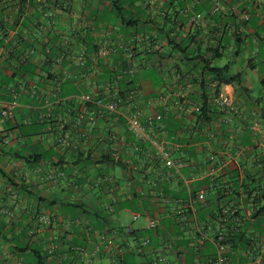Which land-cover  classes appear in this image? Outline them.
I'll return each mask as SVG.
<instances>
[{
	"label": "crops",
	"instance_id": "obj_1",
	"mask_svg": "<svg viewBox=\"0 0 264 264\" xmlns=\"http://www.w3.org/2000/svg\"><path fill=\"white\" fill-rule=\"evenodd\" d=\"M147 3L0 0V110L10 107L13 114L0 117V264H150L159 257L163 264H208L215 245L196 241L197 223L212 234L227 230L229 264H264V212L256 215L264 198L253 203L264 197V0L231 4L238 17L230 28L245 36L244 44L238 49L234 39L224 38L220 54L229 60L218 66L221 58L211 59V66H228L232 82L218 92L231 98L236 112L225 114L213 105L215 118L203 125L181 107L199 104L202 84L211 99L217 85L203 72L198 52L182 61L160 35L157 25L167 15L171 24L178 19L173 8ZM242 13L248 21L240 19ZM144 35L159 44L152 66L138 42ZM133 39L138 43L130 74L123 47ZM103 45L109 49L105 57L99 55ZM212 47H200L199 53ZM56 58L61 61L54 65ZM149 67L158 75L147 76ZM108 82L126 85L119 89L134 96L143 118L161 116L163 137L184 145L192 160L191 170H181L185 181L158 163L136 166L131 135L122 126L127 164L103 155L101 129L88 133L84 125L76 127L64 104L76 113L83 95ZM151 100L153 107L146 105ZM60 120L78 140V152L57 145ZM152 166L158 172L150 173L154 180L146 173ZM188 189L203 191L205 200L194 202L195 212H186L181 223L171 209H184ZM158 191L171 203L163 204ZM233 208L239 212L238 228L229 216L221 223ZM148 216L157 219V228H148ZM42 217L49 222L43 224ZM144 238L150 244L139 253Z\"/></svg>",
	"mask_w": 264,
	"mask_h": 264
},
{
	"label": "built area",
	"instance_id": "obj_2",
	"mask_svg": "<svg viewBox=\"0 0 264 264\" xmlns=\"http://www.w3.org/2000/svg\"><path fill=\"white\" fill-rule=\"evenodd\" d=\"M207 1L213 6V10L210 14H214L219 13L221 9L223 10L225 4H233L237 0ZM178 2L183 4V8L180 10V16L183 20L178 18L175 23L180 22L183 24L185 26V31L193 36V41L190 42V47L200 46L206 48L210 43H213V46L217 45L218 41H220L224 34V29L214 23L211 16L205 13L195 12V5L200 2L203 3L204 0H148L147 4L162 8L165 4H176ZM242 14L243 15L240 16V19L244 22L248 21L249 15L245 13ZM262 18H264V12L262 13ZM231 33H234V28L231 30ZM151 41H153L154 45H152ZM138 42L142 43L143 51L150 50L151 47H153L154 50H157L159 47L158 42L152 39L150 35L140 37ZM138 42L137 39H133L130 45L123 47L125 56L123 61H126L125 64L128 66L127 72L130 74L134 71L136 61L135 51L137 50V44L135 43ZM108 52L109 49H107L105 45L99 48V55L102 57H105ZM175 59L174 62L176 63L178 59ZM60 61V58H56L54 60V65L59 64ZM80 100L81 105L76 113L73 112L75 111L74 109L67 110V112L69 111L70 114L75 117L76 127L84 125L88 133L97 128L102 130L98 136V142L103 145V155L106 156V158L114 163H128V160L123 158V140L119 134L120 126H122L131 135L133 141L132 153L135 158L134 160L137 162L136 166H145L149 161L153 162V164L158 163L174 176L180 177L184 181L186 180L181 173V170H191L192 160L190 156L186 155L187 152L184 150V145L176 141L175 138L169 140L163 137L164 127L161 123V116L143 118L142 112L137 110L134 96L132 94H124L118 87L113 86L108 82L99 85L94 94L83 95ZM210 101L212 105L216 106L222 113L233 115L236 112L231 98L223 92L213 93ZM160 103L163 104L164 102L161 101ZM146 105L153 107L155 106V101H147ZM199 108L200 104H197L191 107H181V111L186 115H192L194 112L198 111ZM0 117L11 119L13 117L11 108L5 107L1 109ZM59 129L61 134L56 139L57 145L72 152H78L79 142L76 138L74 139L69 130H67L65 120H60ZM175 153L179 155L178 158L173 157ZM200 165H207V161L203 163L201 162ZM151 172L158 174L153 166L150 170L149 168L146 170L148 175H150ZM57 175L58 177L64 176L62 172ZM150 176L152 177V175ZM154 179V177L151 178V180ZM107 180L112 181V178L107 177ZM151 185L153 188H158L156 181H151ZM156 195L160 197L163 204L168 205L171 203V199L165 197L162 192L158 191ZM188 195L189 201L184 209H171V213L176 216L181 223H186V212H195L194 202L202 203L205 200V194L203 191L193 193L191 189H188ZM238 215V209H227L223 214V218L229 216L233 220V225L236 226L235 228H238L240 227L241 222ZM137 218L138 215H134V219ZM146 219L148 221L147 226L149 229H155L158 227L157 219L149 216L146 217ZM226 219L227 218L221 219V223L226 221ZM40 221L45 224L49 222V218L42 217ZM195 229L197 233L195 238L199 244H203L205 241H213L215 245V256L209 258L207 263L229 264V260L226 256L227 230L220 227L212 234V232H210L202 223H197ZM124 231L126 234H131L130 228H125ZM149 244V238L142 239V242L138 247V252L142 253L143 249L149 246ZM163 263L164 259L159 257L150 264Z\"/></svg>",
	"mask_w": 264,
	"mask_h": 264
},
{
	"label": "trees",
	"instance_id": "obj_3",
	"mask_svg": "<svg viewBox=\"0 0 264 264\" xmlns=\"http://www.w3.org/2000/svg\"><path fill=\"white\" fill-rule=\"evenodd\" d=\"M201 2L195 5L194 7L195 12L205 13L211 16V19L213 20V22L221 26L224 29V34L222 36V39L218 41V44L213 46L212 48L207 49L206 51V53H210V57H211L210 59L205 58L206 53L205 55L204 54L202 55L201 53H199L200 46L196 47V50H194L192 53L190 54L187 53L188 48L190 47V42L193 41V36L185 31V26L181 24L180 22L175 23V21H173L171 24V22L169 21L170 15H167L168 17L167 16L165 17L166 20L163 21L162 24L160 23L159 25H157V27H158V30L161 32L160 35H163L166 38V43H167V46L170 47L171 53L172 52L179 53V56H180L179 58L182 61L188 60V56L194 54L195 52H198L197 57L200 58L201 60L200 62L202 63V66H203V72H206L211 77H213V81L217 85L215 88V91L218 92L219 86H221L222 84H230L232 82V79L229 78V69L227 65L223 68L212 67L211 59L215 60V59L221 58L222 55L220 54V52H221V49L223 48L222 44L224 45L226 44L225 43L226 38L231 37L232 39H234V44L239 49L242 46V44H244L245 36L241 37V33L238 29L237 30L234 29V33H231L230 25L231 24L235 25L236 18L238 17L236 12L232 10L231 4H225L226 8L230 9L229 14L224 13L222 9L219 11V13L210 14L213 10V6L207 0H204L203 3ZM164 8L166 9L173 8L174 12H172V14L176 16L174 17L179 18L180 20H183V18L180 16V10L183 8V4L181 2H178L176 4H171V3L165 4ZM249 24H250V21H249ZM169 26L173 27L172 30L169 29L170 28ZM173 33L174 35L171 36V34ZM151 42H152V45H154L153 41ZM156 52L157 51L154 50L153 47H151L150 50L145 51L146 54L144 57L148 65L152 66L155 64V60L157 57ZM145 70H146L147 76H151L155 74L158 75L157 70L152 67H149ZM28 72H30L31 74L32 71H26L25 73L29 74ZM123 82L126 83V79ZM125 87L126 85L119 86V88H125ZM210 100H211L210 95L208 94L206 87L202 84L201 93H200V102H199L200 108L198 109V111L192 114L193 117L196 119V124L198 125L209 124L215 118V111L213 110V105ZM64 108L66 110H72L71 109L72 107L69 104H64ZM247 195L250 198L251 192H248ZM263 198L264 197H260V198L256 197L253 199V203ZM262 212H264V206L261 209H259L256 215H260Z\"/></svg>",
	"mask_w": 264,
	"mask_h": 264
},
{
	"label": "rangeland",
	"instance_id": "obj_4",
	"mask_svg": "<svg viewBox=\"0 0 264 264\" xmlns=\"http://www.w3.org/2000/svg\"><path fill=\"white\" fill-rule=\"evenodd\" d=\"M228 60H229V57L225 53L224 56L221 59L216 61V65L223 66V65H225L227 63Z\"/></svg>",
	"mask_w": 264,
	"mask_h": 264
}]
</instances>
